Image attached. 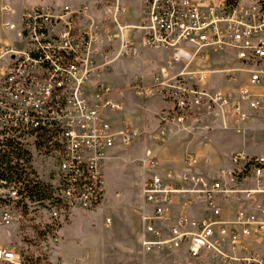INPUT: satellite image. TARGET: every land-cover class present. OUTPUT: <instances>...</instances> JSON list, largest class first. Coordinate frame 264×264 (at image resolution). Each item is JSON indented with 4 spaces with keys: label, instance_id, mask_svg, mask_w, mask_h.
<instances>
[{
    "label": "built area",
    "instance_id": "2783aa9c",
    "mask_svg": "<svg viewBox=\"0 0 264 264\" xmlns=\"http://www.w3.org/2000/svg\"><path fill=\"white\" fill-rule=\"evenodd\" d=\"M131 1L106 2L111 27L98 22L88 5L32 6L21 14L19 45L0 44V150L11 140L28 154L29 162L20 164L31 183L34 149L55 159L48 224L55 242L72 211H90L103 201L108 152L129 147L137 136L128 123L113 125L111 115L123 107L112 100L113 88L96 79L101 49L118 40L122 55L136 54L125 29L139 31L143 46L170 52L151 84L135 85L138 96H160L169 104L159 115L158 143L209 130L205 116L216 110L240 122L264 110V0H139L138 23L126 25L120 15ZM212 55L229 56L233 66L214 68ZM219 73L229 83L243 73L247 85L236 96L213 88ZM196 162L187 153L185 170L175 179L157 171L154 150L140 159L151 171L141 186L143 252L171 257L164 264L205 258L264 264L258 252L264 245V155L233 154L230 166L214 176L196 171ZM31 183L0 180V225H16L31 203L43 202L30 200L25 188ZM0 264H22V256L0 247Z\"/></svg>",
    "mask_w": 264,
    "mask_h": 264
},
{
    "label": "rangeland",
    "instance_id": "374dc122",
    "mask_svg": "<svg viewBox=\"0 0 264 264\" xmlns=\"http://www.w3.org/2000/svg\"><path fill=\"white\" fill-rule=\"evenodd\" d=\"M13 1L16 4L23 5L32 4L39 0ZM41 1L53 3L52 7L57 8L63 5L72 7L89 5V13L102 25L105 24L104 14L99 11L106 0H90L97 2L98 9L92 7L89 0ZM242 1L247 4L246 1L250 2L251 0ZM126 11H129V8ZM14 13L13 10L12 14ZM120 16V21L123 24L128 23V20L125 19V12ZM12 18L18 25L19 13H15ZM107 18L110 19V17ZM12 31L16 33V30ZM116 42L119 43L118 40ZM117 43H112L109 46L111 50L108 52L101 49L102 51L98 56L99 73L96 79L109 84L114 93L124 94L120 98H123L126 104L130 101L131 96L135 98L134 107L139 111L135 112L132 117L134 121L132 126L137 132V136L129 147H121L125 150L123 154L126 160L109 161L106 165V194L101 204L90 211H76V214L72 211L65 221H61L59 228H65L70 236L78 239L77 242L71 240L72 238L67 242L65 241L67 238L65 239L63 236L60 237L58 242L52 239L54 227L51 225L53 221L50 219V212L52 205L55 203L54 186H56L55 182L57 180L54 175L57 164L51 156L39 154V151L34 149V179L46 186L48 198L40 204L31 203L27 212H25L24 218L16 225H0V247L12 248L19 252L22 256V264H145V262L164 264L171 260V257L163 254H146L143 252L141 245L137 243V232H140L141 235L143 227L140 231H137L139 229L138 214L133 209L142 204V182L145 175L151 174L149 169L143 168L140 159L145 156L147 150H154L158 159L157 171L164 175L177 176L176 174L180 173L182 167L174 170L170 168L169 164H162L160 161L161 150L167 147L171 148L173 143L179 140L201 141L200 132L176 133L167 142L158 143L156 133L159 130L160 110L153 102L160 100L161 97L153 96L142 99L136 94L135 85L137 81L140 84L141 80L146 85L151 84L152 75L167 64L170 52L150 48L143 49L140 55L124 56L120 53V45ZM11 45L17 47L19 42ZM162 63L164 64L158 68ZM209 64L216 69L233 66L231 58L227 55H212ZM223 78L224 73L215 74L212 87L221 88L224 92H230L233 96H236L234 88L223 84ZM232 85L246 86V75L239 73ZM139 99L142 101H139ZM122 115H124L122 112L114 113L112 118L120 119ZM255 117H257L255 118L256 121L250 119V121H253V125L246 127L245 132H243L246 135L238 132L239 134H234V136H220L215 143L214 150H212V155L217 158L219 149H221L222 154L230 149H244L248 153L264 154V110L256 113ZM231 118H236V116H231ZM223 119L224 117L217 110L205 116V122L208 120L216 124L222 123ZM215 129V132H217L218 128ZM208 139L206 141H209ZM198 165L200 171L210 176L216 175L221 168L214 163H208V165L202 163L200 165L198 162ZM109 218L112 220L111 225L108 224ZM49 222H51L50 225H48ZM131 239H133L132 244ZM63 240L65 243L62 242ZM258 252L264 254V245H259ZM196 263L224 264L209 258L199 260Z\"/></svg>",
    "mask_w": 264,
    "mask_h": 264
},
{
    "label": "crops",
    "instance_id": "0c3cea01",
    "mask_svg": "<svg viewBox=\"0 0 264 264\" xmlns=\"http://www.w3.org/2000/svg\"><path fill=\"white\" fill-rule=\"evenodd\" d=\"M255 1H257V0H251L250 2L249 1H246V2H247V4H251ZM90 2H91L92 7H95L96 9L99 8V6H97V2H93V1H90ZM106 2H107V0H106ZM106 2L104 5H101L102 9L99 12L104 14V17L106 19V21H105L106 26L111 27L113 25V23L111 22V20L109 18H107L110 16L108 14V10L105 8ZM0 4H1V7H0V44H17L18 43V32L21 28V14L23 13V11L26 8H29L32 6H52V5H54L53 3H48L47 1H41V0L34 2L32 4L27 3V4H23V5L16 4L13 0H0ZM140 7H141V4H140L139 0H132L131 2H129L127 4V9L129 8V11H125V19L128 20V23H125L126 25H132V24L138 23L139 17H140ZM7 8H9L11 10L9 14H6ZM13 10L15 13H19V24L18 25L15 23V21L12 18V16L15 14V13L12 14ZM129 22H131V23H129ZM6 23L14 24L15 28L12 29V28L6 27V25H5ZM12 30H16V33ZM124 36L126 38H129L130 41L136 45L137 51H136V54L133 56H136L137 54L140 55L142 53L143 49H150L149 47L142 45V41L140 39V32L139 31L137 32L136 30L128 28V29H125ZM116 41H114V43H117ZM117 44H119V43H117ZM105 50H106V52H108L111 50V47H108ZM163 64L164 63L160 64L158 66V68H160ZM153 75H152L151 79L153 78ZM222 81H223V84L225 86H230V87L234 88V91L237 93L238 86L232 85L233 82H232V84H230L227 81L224 82V78L222 79ZM141 83L144 84L142 82V80H141ZM144 85H146V84H144ZM147 85H149V84H147ZM123 95L124 94L118 92V93H113V95L111 96L112 100L114 102L121 104L123 107V109L121 111H117L114 113H119V112L124 113V115H122V117L120 119H113L112 116L114 113L111 115L110 120L113 123V125L116 127H121L124 123H128L132 126V123H134L132 117H133L135 112L139 111L134 107L135 98L133 96H131L130 101L126 104L123 101V98H120V96L122 97ZM136 100H138V99L136 98ZM139 101H142V100L139 99ZM153 103H155L157 109L160 110L159 113H161V111L164 110L165 108L169 107L168 106L169 104L164 102L162 99L155 100ZM255 118H257V117H254L251 120L256 121ZM253 121L248 120L246 122H240V121H237L236 118H231L230 115L224 117V119L222 120V123H220V124L212 123L211 121L206 120L205 124H207L210 129L200 131L199 136H200L201 141H199V140L195 141V140H189V139H187L186 141H181V140L175 141L171 148L167 147V148H164L161 150L160 161L162 164L163 163L169 164L170 168L174 169V170H177L178 168L182 167L180 173L176 174L177 176H173L171 174H168V175H171L173 178L176 179L185 170L184 161H185V157H186L187 153H192L195 155V157L197 159V162L194 165L195 170L200 172L203 175H206V174H204L202 171L199 170L198 162L200 165L202 163H204V165H208V163H214V164L218 165L219 167H221L219 169V170H221L222 168H224L226 166H230V164H231L230 158L233 154L244 152V153L249 154V155H264L263 153H248L244 149H230L229 151H226L223 154L221 153V149H219V156L217 158H215L212 155V152H213L212 150H214L215 143L220 136H228V135L234 136V134H239L238 132L243 133V132H245L246 127H248L249 125H253L252 124ZM159 126H160V122H159ZM212 128H214L213 131H211ZM215 128H218L217 132H215V130H216ZM243 134L246 135L245 133H243ZM203 138H204V140H203ZM207 139L209 141H206ZM123 151H125V150H123L121 147H116V148L112 149L111 151H109L107 159L105 161V167L109 163V161H117L120 159L126 160V157L124 156ZM168 175L165 174L164 176H168ZM206 176H210V175H206ZM142 205H143V199H142V204L138 205L135 209H133L138 214V227H139V229L137 231H140V229L143 227V222L141 219V212H140V208ZM76 211H82V210H79V209L74 210L75 214H76ZM111 224H112V220L110 219V225ZM61 236H63L65 239L67 238L65 240L67 242H69L70 238H72L71 240H73L74 242L78 241V239L76 237L70 236V234H68V232L65 228H61V229L59 228V240H60ZM136 237H137V243L140 244V232L139 233L137 232ZM65 241L63 240L62 242L65 243ZM132 243H133V239H131V244ZM88 250L90 251L89 247H88ZM145 264H149V263L145 262Z\"/></svg>",
    "mask_w": 264,
    "mask_h": 264
},
{
    "label": "trees",
    "instance_id": "16d2710c",
    "mask_svg": "<svg viewBox=\"0 0 264 264\" xmlns=\"http://www.w3.org/2000/svg\"><path fill=\"white\" fill-rule=\"evenodd\" d=\"M4 148L0 150V180L12 181H29L31 183L30 174L26 173L22 168L20 161L29 162L28 154L11 140H7ZM48 190L44 184L38 180L31 183L25 188L27 195L32 201H43L48 198Z\"/></svg>",
    "mask_w": 264,
    "mask_h": 264
}]
</instances>
